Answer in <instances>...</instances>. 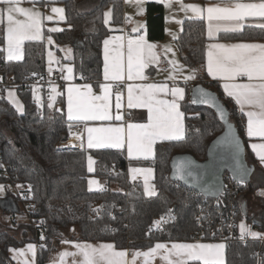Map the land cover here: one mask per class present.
I'll use <instances>...</instances> for the list:
<instances>
[{"label":"trees","instance_id":"16d2710c","mask_svg":"<svg viewBox=\"0 0 264 264\" xmlns=\"http://www.w3.org/2000/svg\"><path fill=\"white\" fill-rule=\"evenodd\" d=\"M84 1L62 0L67 26L57 32H50L46 27L44 33L53 37L60 55V46L74 45L76 39L82 41L73 48L71 59L76 80L83 82L81 77L85 76V82L97 87L103 73L102 42L110 33L104 23V13L111 6L112 23L122 24L124 5L123 0H98L90 10H82ZM147 30L151 40L164 38L162 3L148 4ZM220 39H264V30L245 27L238 33L221 34ZM207 42L205 19H186L176 43L184 64L197 70L198 80L187 84L188 93L181 103L186 124L184 139L156 146L153 182L157 193L154 196L146 195L142 183L130 179L131 161L126 150L64 146L69 138L65 112L37 105L33 87L18 89L25 105L23 113L0 92V160L9 173V177H0V180L5 184L26 185L23 196L8 190L7 198L14 201L12 209L7 207L12 205L7 203V198L0 199V206L9 216L20 214L41 220V226H34L30 221L11 223L13 226L10 224L3 230L0 226V264H14L9 249L27 242H38V264H46L58 255L63 240L108 241L118 249L131 251L148 249L162 241L195 240L198 234L203 241L221 240L219 218L230 210L231 204H234L239 223L245 218L248 222L260 223L259 227L264 229V210L250 213L242 198L244 193L264 187V169L248 146L244 117L219 83L209 80L204 69ZM0 48H4L2 33ZM47 68L44 39L27 41L21 61H7L5 53L0 52V80L13 75L17 81L24 82L33 76H44ZM197 84L216 92L226 106L230 119L239 127L247 160L254 167L250 183L233 180V191L226 189L219 197H206L171 177L174 156L188 153L200 161L205 160L208 146L224 130V123L212 108L191 102V90ZM90 153L96 158L94 174L104 185L98 191L88 187ZM225 182L228 186L230 181L225 179ZM29 207L32 208L30 212ZM161 214H165L166 222L157 227L154 222L160 220ZM17 225L22 229L20 237L10 231ZM225 242V264H264V243L260 240L243 242L228 237ZM189 264L202 263L192 261Z\"/></svg>","mask_w":264,"mask_h":264},{"label":"snow or ice","instance_id":"6c2138e0","mask_svg":"<svg viewBox=\"0 0 264 264\" xmlns=\"http://www.w3.org/2000/svg\"><path fill=\"white\" fill-rule=\"evenodd\" d=\"M22 0H0V25L3 27L4 41L6 47L0 48L4 52L7 61H21L24 58L25 41H41L44 39L42 34V14L33 8L19 6ZM35 4L37 0H29ZM126 3H141L142 0H125ZM164 2V0H161ZM172 0H168V6H171ZM180 7L185 12L191 11L200 19L207 20V38L209 41L218 40V34L238 33L245 27V21L248 18H260L264 20V0L259 2H241V0H219L215 4L201 7L197 4H183ZM52 12L59 13L63 20L62 8H52ZM23 16L24 19H19ZM111 17V11L104 13V23L108 24ZM51 21L52 16H47ZM180 23V21H177ZM264 29V23L249 25ZM61 29L51 28L50 32H57ZM139 31V28L134 29ZM175 39V37H173ZM47 42L51 44L52 37H47ZM104 65L103 79L105 82L99 83L97 87L100 94H96L91 84L67 86V119L69 121L80 122L84 125L83 132L86 135V144L88 149L93 148H114L124 149L126 147L127 156L130 160L143 158L145 160L154 156V145L157 141H180L184 139L183 118L184 113L180 110L179 100L184 99L185 89L173 86L169 88L166 83H126V81L147 80L144 75V69L152 63H158L159 57L155 49L156 45L148 42L145 36L140 35L137 38L125 37L123 35L112 36L103 41ZM166 51L171 48L165 46ZM49 63L53 59V53L48 52ZM174 66L177 61H169ZM67 67V75L64 80H71L73 68ZM183 65L179 66L182 70ZM61 72L64 68L60 69ZM52 69L49 68V72ZM194 71V70H193ZM206 71L213 78L219 77L228 81L223 84L226 94L231 97L239 106V110L247 117L246 134L249 138L259 137L264 139V43H233L224 44L210 42L207 44V64ZM169 79L175 80L174 75ZM240 78H246L247 82L237 83ZM2 79V78H0ZM187 80L195 79L194 75L185 77ZM121 84L127 90V107L147 109V118L145 123H126L117 126H88L90 121H123L120 114L122 107V92L119 90ZM115 92V109L113 115L111 98L113 88ZM56 93V88H52ZM165 96L171 95L174 99L168 100L160 98L158 94ZM9 102L17 107V111H22V106L14 98L12 91L8 92ZM53 100L54 97H49ZM196 102V101H194ZM200 103L209 104L218 108L221 120H225V113L217 104L216 97L210 95L204 90H200ZM49 108L53 107L51 103ZM229 128L231 126L229 125ZM79 140L80 147H84V136L82 133L74 134ZM232 146L237 157L242 151L240 141L234 137L226 138ZM260 162L264 164V143H253L250 145ZM88 171L93 170V158L88 156ZM195 165L191 161L182 162L177 166L176 172L181 179L185 176H194ZM243 175L247 174V169L242 165L239 168ZM129 171L133 174L132 179H136L137 173H146L151 175L152 169H142L132 167ZM145 178L144 191L148 196L156 195L154 186L150 187ZM89 188L97 184L96 180H89ZM17 187H22L18 185ZM30 190V189H29ZM4 191V186L0 185V194ZM171 211V210H170ZM165 220L154 223L159 225ZM243 234L245 226L240 225ZM253 237L260 236L259 233L251 232ZM43 238V237H42ZM65 243H71L65 241ZM34 245H28V251L34 254ZM77 249L75 253H62L61 256L80 255L82 260L80 264H137V259L143 257L142 264H151V259L159 250H165L167 255L162 259L168 264H187L189 260L201 261L202 264H222V250L224 244H204V243H173L171 248L163 243H157L155 247L146 252L136 251L129 260L127 251H117L111 243L92 245L87 243H75ZM12 251H17L13 249ZM20 251V255H23ZM177 259L172 260L170 257ZM24 264H28L27 261Z\"/></svg>","mask_w":264,"mask_h":264},{"label":"crops","instance_id":"0c3cea01","mask_svg":"<svg viewBox=\"0 0 264 264\" xmlns=\"http://www.w3.org/2000/svg\"><path fill=\"white\" fill-rule=\"evenodd\" d=\"M151 2L162 3L164 6V38L162 40H151L148 37L147 6ZM181 2L185 5L197 4V5H200L201 7H206V6H209L210 4H215V3L219 2V0H204V1H199V0H197V1L172 0L170 7L168 6V0H164V2H161V0H142V2L139 4H137L135 2L126 3L125 0H123L124 21L122 24H119V25H115L112 23L113 17H112V7H111V17L109 19V23L106 24L110 30V33L104 39H106L108 37H112V36H118V35H123L125 37H132V38H137L138 36L143 35L148 40V42L153 43L157 46L155 49V52H156L157 56L159 57V62L158 63H152L144 69V75L148 79L144 80V81H141V80L126 81V83H134V84L135 83H166L169 86V88H171L173 86H178V87L185 89L184 99L186 98L187 93H188L187 84L196 82L198 80V72H197V70L190 68L184 64V62L181 59L180 51H179V48L177 46L176 41H177L178 37L180 36V34L183 30V24H184V21L186 19H200V18L197 17L190 10L187 12L182 10L180 7ZM241 2H246V3L247 2H259V0H241ZM84 3H87L86 5H94L95 6L98 3V0H85ZM19 6L25 7V8H33L34 7L36 10H38L42 14V34H43V37H46L45 33H44V29L46 27L48 29H51V28L60 29L59 27H62V23L65 24L64 21L59 22V19H60L59 13L52 12V8H62L64 10L65 7H63V6H65V5L62 2V0H37V2L35 4L29 2V0H22L21 4ZM108 8L105 10V12L108 10ZM47 16H52L53 19L51 21H49L46 19ZM18 18L24 19L23 16H19V15H18ZM177 21H180V23H178ZM205 21H206V34H207V20L205 19ZM257 23H264V20H261L260 18H248L245 21V27H254V26H249V25H255ZM5 25H6V20H5ZM5 25H0V33H2L3 36H4V32L2 29ZM245 27L243 28V30L245 29ZM137 28H139V31H134V29H137ZM254 28H258V27H254ZM221 34H224V33L221 32L218 34V37H219L218 40H213V41L208 40L207 44L210 42H213V43L218 42V43H224V44L264 43V39L224 40V39H220ZM173 37H175V39ZM104 39H103V41H104ZM26 42L27 41H25V43ZM25 43H24V45H25ZM80 44H81L80 42H77V44L72 45V47L74 48L75 46L80 45ZM207 44H206V59H205V64H204L205 71H206V64H207ZM165 46L170 47L171 51H166ZM4 47H6L5 41H4ZM103 48H104V46H103V42H102V56H103V65H104ZM72 56H73V51H72L71 57L69 58L70 62H71ZM172 60H175L178 62V64L175 66V69H179L180 65L184 66L183 69L182 70H175L174 66L171 63H169V61H172ZM71 64L73 66L72 62H71ZM54 69H61V68L56 67V68H53L52 70H54ZM46 72H49V70H47ZM64 73H65V75H67V72L65 70H64ZM170 75H174L176 77V79L175 80L169 79L168 77ZM188 75H194L195 79H192V80L185 79V77H187ZM209 80L217 81L219 83L222 91L224 92V94L227 97H229L223 89V84L227 83L228 81L222 80L219 77L213 78L211 76H209ZM102 82H105L103 79V73H102V80L100 83H102ZM235 82L241 83V82H247V80H246V78H240ZM69 84H75V85L91 84L93 86L94 92L96 94H100V89L95 87L93 83L85 82V81L80 82V81L76 80V76L74 73V66H73L72 79L71 80H65V85L63 86V88H60L57 85L53 86L56 88V93L51 92V95H50L51 97H54L53 100H50L49 99L50 96L47 97L44 94V91L41 87H39V86L33 87L35 103L37 105H39L40 107H47V108H49L48 105H49V103H51L53 105V107H51L49 109L57 110V111H64L66 114V117H67V86ZM121 85L123 87L122 98H121L122 107L119 111H120V114L123 116V121H115V120L110 121V122H108V121H90V122H88V126L99 127V126H108L109 124H111L112 126H117V125H120L122 123L126 125V123H145L146 122L147 109H143V108H131L130 109V108H128L127 107V101H126L127 90L123 84H121ZM9 91H12L14 93L15 100L18 102L19 105L22 106V111H18V112L23 113L25 110V105H24V102L22 101V99L18 93V90L15 88H9V89L5 90L3 92V94L8 100H9V98H8V92ZM115 92L116 91L113 88V96H112L111 101H110L111 105H112L113 115L116 114ZM158 95L160 96V98H163V99H168V100L174 99L170 94L165 96L163 93H160ZM229 98L235 103V101L231 97H229ZM183 100H179L178 103L180 105V110L184 113V111L182 110V106H181V103ZM11 104L17 110L16 105H14L13 103H11ZM235 105L237 106V110L240 113V115H242L244 117V132H245V136H246L247 141H248V146H249L250 150L253 152V154L255 155L256 159L258 160L259 165L264 169V164H262L260 162V160L256 156L255 152L250 147V145L253 143H264V139H261L259 137L249 138L247 136V134H246L247 117L243 113H241V111L239 110V106L236 103H235ZM183 126H184L183 131H184V137H185V135H186L185 114H184V118H183ZM83 128H84V125L82 123L76 122V121H69V138L64 143V146L71 147V148H78V149L85 148L87 150H92V149L87 148V144H86V135L87 134L85 132H83ZM76 133H82L84 138H85L83 148L80 147L81 142L75 138L74 134H76ZM162 142H165V141H157V143L154 145V156L152 158H149L147 160H145L143 158L130 160L131 164L129 166V169L132 167H136V168H142V169L151 168L153 170L151 175H147L146 173L135 174L136 175L135 180L132 179L133 174L129 171L130 179L134 183H142V185L144 187L145 178L147 175L148 185L150 187H152L154 185V182H153L154 181V175H155L154 158L156 156V146ZM93 149H106V148H93ZM124 150H126V147L124 148ZM126 153H127V150H126ZM88 156H91L93 158V165H92L93 170L91 172L88 171L89 172L88 181H89V180H93L92 176L95 175L94 172L96 169V158L91 153L88 154ZM87 168H88V159H87ZM251 178H252V176H251ZM97 185H99V182L97 184H93L91 186V190L96 189L95 187H97ZM88 187H89V183H88ZM103 187H104V185L102 184V181H101V186H100L99 190H101ZM156 193H157V190H156ZM242 198L245 200L246 205L248 206V208L250 210V213L254 212V213L258 214L259 212L264 210V187H261L254 192H246L242 195ZM239 224L241 225L242 221H240ZM259 224L260 223H256V222L251 223V222L247 221L246 225H244L245 230L243 233L250 235L251 232H256V233H259L261 235L262 232L264 231V229L261 230V228L259 227ZM240 232H241V228H240ZM250 236H252V235H250ZM257 237H259V236H257ZM65 241L71 242V243H65ZM75 243H87V244H92V245L111 243L115 246V249L117 251H120V250L127 251V253H128L127 258L129 260H131L132 254L134 252H136V251H131L129 249H118L113 242H108V241L63 240L60 244V250H59L58 255L55 258H53L52 260L48 261L46 264H80V261L82 260V257L80 255H76V256L68 255V256H63V257L61 256V254L65 253V252H67V253L77 252V249L74 247ZM157 243H163L169 249L171 248V245L173 243L224 244L225 247L222 250L221 259H222V264L226 263L227 245H226V242L223 240L203 241V240L195 239V240H191V241H162V242H157ZM30 244L35 246L34 247V254L32 251H28V245H30ZM155 245L153 247H155ZM38 246H39L38 242H27L20 247H11L9 249V254H10L12 260L14 261V264H24L25 261H27L28 264H38V261H37ZM153 247H151V248H153ZM151 248L140 249L137 251L146 252ZM13 249H15L17 251L14 252V251H12ZM20 251H23L24 254L20 255ZM164 255H167V252L163 249L159 250L157 252V254L151 259V264H168V262L166 260L162 259V257ZM170 259L176 260L177 258L175 256H173V257H170ZM142 261H143V257L138 258L137 264H142ZM192 261L193 260H189L187 262V264H189Z\"/></svg>","mask_w":264,"mask_h":264},{"label":"water","instance_id":"95a60500","mask_svg":"<svg viewBox=\"0 0 264 264\" xmlns=\"http://www.w3.org/2000/svg\"><path fill=\"white\" fill-rule=\"evenodd\" d=\"M77 42L82 43L81 40L76 39L74 44L76 45ZM201 89L210 95L215 96L217 104L223 109L226 117L225 120H221L224 123V130L222 133L217 135L208 146L207 157L205 160L200 161L192 154L188 153L174 156L171 161V177L185 186L197 190L206 197H219L223 194L226 186L225 174L227 172L239 182L250 183L254 167L247 160L246 145L241 138L239 127L230 119L228 109L220 100L217 93L201 84L194 85L191 90V102L195 105L209 106L220 118L218 108L199 102ZM229 125L231 128H229ZM229 137H234L240 141L242 151L238 157L232 146L227 142L226 138ZM187 161H191L195 165L194 176H185L184 179H181L177 174L176 169L180 163ZM241 165L247 169L246 175H243L240 172L239 168Z\"/></svg>","mask_w":264,"mask_h":264},{"label":"built area","instance_id":"2783aa9c","mask_svg":"<svg viewBox=\"0 0 264 264\" xmlns=\"http://www.w3.org/2000/svg\"><path fill=\"white\" fill-rule=\"evenodd\" d=\"M63 76H65V73L64 71L61 72L60 69H54L51 72H46L44 76H33L32 78L24 82L17 81L16 78L13 75H11L6 79L0 80V92H4L5 90L9 88L23 90L28 87L39 86L43 89L44 94L47 97H49L51 95L52 87L54 85H57L60 88H63V86L65 85V80L63 79ZM81 78L84 79L83 81H85L86 79L85 76H82ZM114 89L115 91H117L115 87ZM119 90L123 92L122 85L120 86ZM0 177L2 178L9 177L8 168L3 162H1V160H0ZM225 179H229L230 182L228 186H225L224 192L226 191V189L233 191L232 181L235 179L228 172L225 174ZM12 185L15 186L16 193L19 194L20 196H23V191L26 189V185L21 184L20 186L22 187H17L19 184H12ZM31 210L32 208L29 207L28 212H30ZM9 217L12 222H15V221L17 222V215L11 214ZM161 217H165V220L162 223L166 222L165 214H161L159 219ZM27 219L34 226H41V220L34 219L33 217H27ZM218 225H219V231L222 233L220 239L223 241H225V239L230 237V238L241 240L243 242H249L253 239H258L262 243H264V231L259 237H253V236H250L244 233L242 234L240 232V224L236 220V210H235L234 204H231L230 210L226 214L220 216ZM196 239L202 240V235L198 234Z\"/></svg>","mask_w":264,"mask_h":264},{"label":"rangeland","instance_id":"374dc122","mask_svg":"<svg viewBox=\"0 0 264 264\" xmlns=\"http://www.w3.org/2000/svg\"><path fill=\"white\" fill-rule=\"evenodd\" d=\"M87 3H83L82 4V6H81V9L82 10H89V9H91V8H93V6L94 5H86ZM63 7H65V6H63ZM64 13H63V16H64V19L63 20H61V19H59V22H61V21H64L65 22V19H66V8H64ZM108 11H111V6L108 8V10L106 11V12H108ZM65 24L64 23H62V27H59L61 30L63 29V28H65ZM47 37L48 36H46V37H44V40H45V42H46V62H47V66L49 67V68H51V69H53V68H56V67H60V68H64V70L67 72V67L66 66H70V67H72L73 68V66H72V64H71V62H70V57H71V54H72V51H73V47H72V45H62V46H60V49L62 50V54L60 55L59 53H58V51H57V44H56V42H55V40L52 38V43L51 44H49L48 42H47ZM52 37V36H51ZM43 40V39H42ZM48 52H52L53 53V59H52V61H51V63H49V58H48ZM6 55V54H5ZM49 68H47V70H49ZM73 74V73H72ZM92 178H93V180H96V181H98L99 182V185H97V187H95L96 189H94L95 191H98L99 190V188H100V186H101V179L98 177V176H96V175H94V176H92ZM103 184V183H102ZM0 185H3L4 186V191H3V193L2 194H0V199H5V198H7V195H8V190L10 189V191H12L13 193H15L16 194V190H15V186H13L11 183H8V184H5L4 182H2L1 180H0ZM154 186V185H153ZM94 188V187H93ZM154 188H155V186H154ZM156 189V188H155ZM155 192H156V190H155ZM6 202V201H5ZM257 202V201H256ZM7 203H12V205H6ZM7 203H5V205L9 208V209H12V207H14V201L12 200V198H7ZM259 203V202H258ZM257 208V207H256ZM253 213V212H252ZM24 221H28V219H27V217H24L23 215H20V214H18L17 215V222H24ZM0 226H1V229L3 230V229H5V227L6 226H9L11 223H16V221L15 222H12L11 220H10V217H9V213L8 212H5L4 210H3V208H1V206H0ZM242 223L244 224V225H246V223H247V220L244 218L243 220H242ZM17 224V223H16ZM12 225V224H11ZM13 226V225H12ZM17 228V229H16ZM16 228H15V230L14 229H10V231L13 233V234H15L17 237H20L21 235V232H22V229L20 230L19 228H18V225L16 226Z\"/></svg>","mask_w":264,"mask_h":264}]
</instances>
